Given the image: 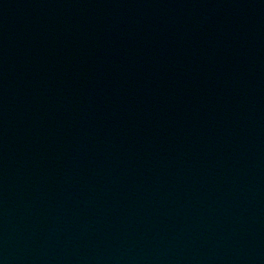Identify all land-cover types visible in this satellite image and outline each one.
Masks as SVG:
<instances>
[{"label": "water", "instance_id": "obj_1", "mask_svg": "<svg viewBox=\"0 0 264 264\" xmlns=\"http://www.w3.org/2000/svg\"><path fill=\"white\" fill-rule=\"evenodd\" d=\"M0 264H264V0H0Z\"/></svg>", "mask_w": 264, "mask_h": 264}]
</instances>
